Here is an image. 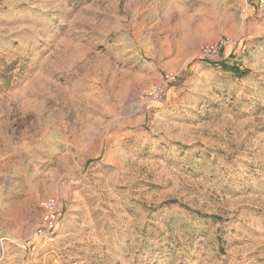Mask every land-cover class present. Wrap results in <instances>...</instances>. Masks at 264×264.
I'll list each match as a JSON object with an SVG mask.
<instances>
[{
	"label": "rangeland",
	"instance_id": "rangeland-1",
	"mask_svg": "<svg viewBox=\"0 0 264 264\" xmlns=\"http://www.w3.org/2000/svg\"><path fill=\"white\" fill-rule=\"evenodd\" d=\"M51 197L30 264H264V11L0 0V264H27Z\"/></svg>",
	"mask_w": 264,
	"mask_h": 264
},
{
	"label": "built area",
	"instance_id": "built-area-1",
	"mask_svg": "<svg viewBox=\"0 0 264 264\" xmlns=\"http://www.w3.org/2000/svg\"><path fill=\"white\" fill-rule=\"evenodd\" d=\"M246 9L253 8V4L260 11H264V0H245ZM230 44L228 39H221L213 45H208L203 49L205 57L212 61L220 60L223 50ZM178 78L175 74H167L164 86L157 87L148 93L149 98L161 99L167 91L169 85L176 84ZM43 216L36 226L33 236L22 242L21 248L27 256V264L37 257L43 245L55 243L60 229L63 227V207L62 202L57 197L47 198L41 201Z\"/></svg>",
	"mask_w": 264,
	"mask_h": 264
},
{
	"label": "trees",
	"instance_id": "trees-1",
	"mask_svg": "<svg viewBox=\"0 0 264 264\" xmlns=\"http://www.w3.org/2000/svg\"><path fill=\"white\" fill-rule=\"evenodd\" d=\"M225 71L233 72L238 77H244L248 74L247 71L241 70L239 66L230 62H222L219 64Z\"/></svg>",
	"mask_w": 264,
	"mask_h": 264
}]
</instances>
